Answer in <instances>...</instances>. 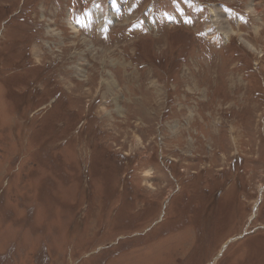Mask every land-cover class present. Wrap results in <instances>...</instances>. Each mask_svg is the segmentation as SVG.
I'll return each instance as SVG.
<instances>
[{
	"label": "rangeland",
	"instance_id": "1",
	"mask_svg": "<svg viewBox=\"0 0 264 264\" xmlns=\"http://www.w3.org/2000/svg\"><path fill=\"white\" fill-rule=\"evenodd\" d=\"M0 264H264V0H0Z\"/></svg>",
	"mask_w": 264,
	"mask_h": 264
},
{
	"label": "bare ground",
	"instance_id": "2",
	"mask_svg": "<svg viewBox=\"0 0 264 264\" xmlns=\"http://www.w3.org/2000/svg\"><path fill=\"white\" fill-rule=\"evenodd\" d=\"M254 1H255V0H254ZM256 1H257V0H256ZM252 7H256V6H255V2L253 3ZM252 11H253V9H252ZM253 12H254V11H253ZM74 29L77 30L78 28H77V27H74ZM229 32H231L230 29H229ZM228 34H230V33H228Z\"/></svg>",
	"mask_w": 264,
	"mask_h": 264
}]
</instances>
